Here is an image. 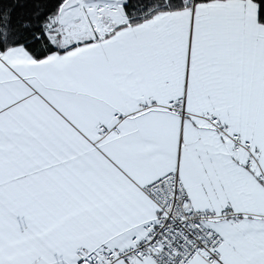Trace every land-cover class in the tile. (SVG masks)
<instances>
[{
  "label": "snow or ice",
  "instance_id": "6c2138e0",
  "mask_svg": "<svg viewBox=\"0 0 264 264\" xmlns=\"http://www.w3.org/2000/svg\"><path fill=\"white\" fill-rule=\"evenodd\" d=\"M0 264H264V0H0Z\"/></svg>",
  "mask_w": 264,
  "mask_h": 264
}]
</instances>
